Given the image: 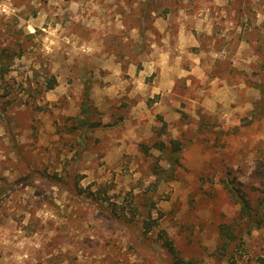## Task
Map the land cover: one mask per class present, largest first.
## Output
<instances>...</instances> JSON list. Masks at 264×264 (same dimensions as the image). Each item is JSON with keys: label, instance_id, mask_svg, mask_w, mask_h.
<instances>
[{"label": "rangeland", "instance_id": "374dc122", "mask_svg": "<svg viewBox=\"0 0 264 264\" xmlns=\"http://www.w3.org/2000/svg\"><path fill=\"white\" fill-rule=\"evenodd\" d=\"M1 48L0 264H174L164 233L197 264H260L264 222L235 263L217 227L223 179L264 197V0H0ZM85 84L100 126L73 136ZM172 138L168 172L142 144Z\"/></svg>", "mask_w": 264, "mask_h": 264}, {"label": "trees", "instance_id": "16d2710c", "mask_svg": "<svg viewBox=\"0 0 264 264\" xmlns=\"http://www.w3.org/2000/svg\"><path fill=\"white\" fill-rule=\"evenodd\" d=\"M13 55L7 51V48L0 49V77L7 72ZM57 81L54 76L47 79V85L45 89L49 90L54 88ZM253 86L259 90L262 94L264 93V87L253 84ZM88 85H84L83 101L80 104V112L77 114V124L68 127V131L73 136L76 134L75 130L82 128L84 130H93L100 126V121L91 119V112L93 108L89 102ZM252 119H259L264 117V95L260 96L253 103L251 110ZM85 135L81 136V142L84 141ZM170 146L162 140L153 143L152 147L142 144L143 153H148L150 148H154L163 156L166 162L169 164L168 169L165 171H174L175 167L182 166V151L184 145L177 138L169 140ZM20 157V153L17 152ZM157 172V171H156ZM158 173V172H157ZM261 174V172H260ZM58 179L61 176L56 174ZM158 177V176H157ZM161 177V175H159ZM162 180H168L167 177L163 176ZM224 188L228 191L231 197V203L236 207L235 212L231 217H224L220 219L217 233L220 240L219 246L217 247L218 253L223 260L231 263H235L237 256L241 255L236 253L239 247L244 243V236L252 233L253 230H260L264 222V197L260 194L253 196V192L257 190L254 188H242L235 184L233 180L223 179ZM264 192V191H263ZM155 220L150 217L142 219L141 222V234L145 235L149 232L151 226L155 225ZM162 246L166 252L171 256L174 264H197L192 258H187L176 248L174 242L169 236L164 233L160 235ZM258 262L264 264V258L258 257Z\"/></svg>", "mask_w": 264, "mask_h": 264}]
</instances>
